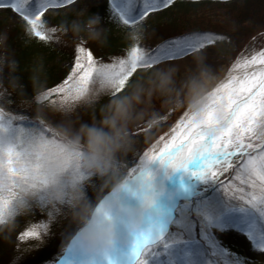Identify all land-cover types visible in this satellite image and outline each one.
<instances>
[{"label": "rangeland", "instance_id": "obj_1", "mask_svg": "<svg viewBox=\"0 0 264 264\" xmlns=\"http://www.w3.org/2000/svg\"><path fill=\"white\" fill-rule=\"evenodd\" d=\"M200 1L198 0L196 2L198 4H192V6L186 4V8L182 9L177 8V4H171L166 8L150 12L147 17L136 25L142 27L144 33L143 39L135 43L127 38L132 27L124 25L119 20L112 6L113 0H73L72 4L49 7L44 11L41 21L43 22L45 15L51 13L70 14L72 21L83 20L88 16L98 14V8H102V20L106 25L111 24L113 26L115 35L119 36L121 42L126 44L131 42L132 44H137L145 52H153L160 46H167L168 42L179 41L188 37L191 34L189 32L191 29L188 26L197 28L206 25V23H212V25H221L226 30L229 28L231 30V26L228 28L227 25L231 18L229 15L231 10L228 9V4ZM118 2H122V0H118ZM134 4L135 14L142 7V0L140 2L134 0ZM195 7L197 8L194 9ZM165 20L170 23L162 25L163 23L161 24V22ZM241 24L249 25V23ZM263 26L256 29L250 26L252 28L250 36L247 35L240 39V42L245 41V43L241 48L235 50V53L222 52L220 43L214 42L211 45H207L204 49L190 52L187 55H179L172 59H161L148 69L138 67L131 77L138 79L157 68L175 69L176 86L179 88L188 77L198 71L199 64L200 66H210L217 79L223 66H232L238 59L242 61L243 58H249L253 53L264 49ZM29 28L30 26L27 22L11 8H0V33L20 29V33L23 32L22 35L23 38L25 37L24 40L26 42H37L36 44H38L41 39L32 35ZM172 28L175 29L173 30ZM44 29L51 28L44 25ZM69 34L71 32L65 34L62 29L56 32L55 38L63 41ZM228 34L233 41L239 39L230 32ZM85 43L88 45H83ZM64 45L65 50L70 52L69 62L60 59L59 54L51 59L47 52L42 49L40 52L32 54L33 61L38 62L42 58L45 64L59 62L60 66H68L66 79L76 63L78 46H82L86 50L80 53L82 57L81 63L85 65L87 64V51H91L93 57L99 62L108 63L110 60V58L100 57V54L96 53L98 51H95L96 43L86 39H76L74 37L73 39H65V44L61 46ZM39 48L43 47L39 46ZM91 48H94V50L92 51ZM122 53H118V56H121L118 59L125 58ZM116 58L112 59L113 62ZM49 88L47 86L44 90L48 91ZM62 95V93L52 94L49 99L39 102L31 98L29 102L18 105H3V100L0 98V107L4 109L6 116L11 115V123L14 127L20 126L15 123L17 121L23 127H33L42 124L47 129L48 126L67 121L75 122L77 126L79 122L91 123L92 118H88V116L91 113L97 115L98 111H95L109 100L108 95H102L98 102H91L92 97L100 95L96 91L90 99L75 103L74 107L65 109L60 102ZM182 99L183 97L181 96ZM164 101L165 97L153 96L138 107L141 116L130 128V134L134 140L133 152L129 153L125 158L128 170L135 171L134 167L146 152L151 149L155 150L168 142L169 136L175 132L173 129L176 128L177 123L184 119L186 107H180L175 102L165 103ZM153 118H156L158 123L149 128L148 125ZM145 131L151 132L153 137L142 149H137V143L144 144L141 138L143 134L140 132L144 133ZM152 132H155V134H152ZM238 159V156H233L230 161ZM209 167H213V170L218 172L220 183L211 178L202 180L199 176L192 177L191 184L188 185L184 194L174 204L170 217L165 219L158 230L153 233L156 239L149 252L145 255L147 264H237V262L238 264H264V251L255 249L245 232L254 224L257 227L264 228V220H261L259 216L256 217L241 205L247 206L246 201L252 195L259 197V191L249 188L243 182L244 176L239 171L238 166H226L224 170H220L219 165H209ZM89 195H93L91 188L89 189ZM241 197L244 199L241 200ZM26 212L30 214V217L26 218L23 216ZM42 224L47 225V231L39 227ZM73 228L74 225L71 224L67 216L66 208L47 203L42 204L37 200L32 203L27 211L16 218L15 227L9 233L10 236L7 235L8 232L0 233V235L7 237L1 238L3 242H6V240L12 242L13 237H17L16 241H13L16 245H19L17 248L23 246L25 241L29 239H32L34 243L36 242V246L45 247L42 250L45 254L41 259L29 260L27 264H52L54 257L66 243L68 237H70L69 235L72 234ZM32 229L41 232L39 238L21 236V233ZM143 258L144 255L142 254L141 259ZM10 261L12 262V260ZM134 262L137 264L136 261Z\"/></svg>", "mask_w": 264, "mask_h": 264}, {"label": "clouds", "instance_id": "obj_2", "mask_svg": "<svg viewBox=\"0 0 264 264\" xmlns=\"http://www.w3.org/2000/svg\"><path fill=\"white\" fill-rule=\"evenodd\" d=\"M62 29L76 39L100 45L107 42V30L98 14L65 22ZM143 33L142 27L135 26L127 38L139 42ZM7 39V33H0V49L6 48ZM3 66L15 72L18 65L0 55V70ZM42 77L41 58L30 76L37 101L46 92ZM215 79L210 66L198 64V71L178 88L175 69L157 68L135 81L129 77L120 90L118 84L99 85L100 95L91 102H98L102 95L109 100L100 107L99 119L93 116L91 123L61 122L44 131L38 126L14 127L4 120L0 123V233H10L16 218L41 198L67 209L74 225L68 246L75 241L91 257L107 259L117 243L132 246L138 236L154 233L168 218L169 209L161 203L166 189L155 183L149 159H143L135 171L128 170L125 161L134 148L130 128L141 116L138 107L161 96L165 103L186 107V113L198 122L213 99ZM11 83L15 86L18 81ZM0 112H4L2 107ZM224 120L223 106L215 105L214 123L206 131H219ZM157 123L153 118L148 127ZM255 135L264 140V122L257 125ZM107 193L115 198L106 199Z\"/></svg>", "mask_w": 264, "mask_h": 264}, {"label": "snow or ice", "instance_id": "obj_3", "mask_svg": "<svg viewBox=\"0 0 264 264\" xmlns=\"http://www.w3.org/2000/svg\"><path fill=\"white\" fill-rule=\"evenodd\" d=\"M174 0H142V7L134 14V0H113L112 6L119 20L127 26L135 27L150 12L166 8ZM226 2V0H225ZM73 0H0V8H11L19 14L30 26L29 31L41 40H50L51 36L46 32H55L56 29H44L41 17L49 7H58L64 4H72ZM213 33L190 34L179 41L168 42L167 46H160L153 52H145L134 44L127 58L114 60L113 63L99 62L93 57L91 51H87V64L81 63L80 53L86 50L82 46L77 47L76 63L69 76L46 91L41 99H46L50 94L62 93L61 106L65 109L74 107L75 103L90 99L98 90L97 86L104 83L118 84L120 90L125 82L136 72L138 67H152L161 59H172L179 55H187L190 52L204 49L215 41ZM243 64L238 59L232 65V70L246 69L250 65L259 64L256 71H243L240 75H233L229 71L226 82L218 85L213 92V99L204 113L203 119L196 121L194 117L184 114V119L178 122L173 131L178 135L172 138L171 144L165 145L159 155H152L149 160L167 162L173 169L191 171L193 176H199L202 180L211 178L220 183L218 172L213 167L219 165L220 170L225 167L238 166L244 176V183L253 190H258L259 197L252 195L246 201L243 208L259 216L264 220V140H258L255 135L256 127L264 122V50L252 56L243 58ZM71 82V83H70ZM222 105L225 111L224 126L214 133L206 131L213 125L215 117V105ZM4 120L11 122V115L0 112V123ZM45 129L43 125H38ZM233 156H238L236 161H230ZM9 164H11V152H9ZM192 168L189 169V165ZM243 191V189H241ZM241 200L244 198L241 197ZM40 203H45L43 198ZM2 203V201H0ZM47 231V225L39 226ZM252 241L255 249L264 251V228L255 224L245 231ZM40 231L35 229L21 233L22 237L39 238ZM153 233L138 236L131 246L130 259L137 264H147L146 253L155 242ZM74 254L82 259L79 264H99L100 258L91 257L79 249L75 241L69 247ZM142 254L144 258L141 259ZM238 264V262H237Z\"/></svg>", "mask_w": 264, "mask_h": 264}, {"label": "trees", "instance_id": "obj_4", "mask_svg": "<svg viewBox=\"0 0 264 264\" xmlns=\"http://www.w3.org/2000/svg\"><path fill=\"white\" fill-rule=\"evenodd\" d=\"M204 1L223 2L225 5L226 4L229 5L227 7L228 9L231 10L229 14L231 18L227 23V25L228 28L231 26V30L229 28L227 29L228 30L227 31L226 28L221 27V25H217V24L212 25V23H206V25L197 28H192L191 26H188L191 29L189 30V32H191V34H202V33L215 34L213 39L215 42L220 43L221 51L224 53L226 52L235 53L234 51L241 48V46L245 43V41L240 42V39L242 37H246L252 32L251 27L256 29L264 25V0H234V1L226 0V2L225 0H201L200 2H204ZM32 2L34 3L35 0H32ZM196 2H198V0H174L172 4H177L178 5L177 8L179 7L182 9V8H186L185 6L186 4H189V6H192V4H198ZM196 8L197 7H195L194 9ZM101 12H102V8H98L97 13L102 18L103 15H101L102 14ZM43 22L46 27H49L51 29H56V32H59V30H62V25L65 22H72V20L70 14L51 13L44 16ZM103 22H102V26L107 30L106 32L107 42L103 45H100L95 42L96 43L95 51H98L96 53H99L100 57L102 58H110L108 63L113 62L112 59L114 57H117L116 59H118V57H121L118 56V53L124 52L122 54H124L125 58H127L129 50L134 44H132L131 42H129L128 44L121 42L119 40V36L115 35V30L113 26L111 24L106 25V23ZM166 23L169 24L170 22L168 23V21L166 20L161 22L162 25ZM241 23H249L251 27L246 24L242 25ZM172 29L174 30L175 28ZM56 32H51L48 34L45 33L46 35L51 36V39L46 41L40 40L38 44H36L37 42L34 43L26 42L24 40L25 37L23 38L22 35L23 32L20 33V29H16V30L13 29L7 32V37H8L7 45L6 48L0 49V55H6L7 57L14 59L17 62L18 66L15 72H11L7 66H3L2 70H0V98H2L3 100L2 102L3 105H7V104L18 105L20 103L29 102L31 98H34L36 100L35 98L36 92L30 80V76L32 75V72L36 68L38 63L37 61H33V57H32L33 53L40 52L42 49L44 50V52L45 51L47 52V54L51 57V59L59 54L60 59H64L69 62L70 52L65 50V45L64 46L61 45L65 44V39L67 40L73 39V35L69 34L66 36L65 39H63V41H60L59 38H55ZM229 32L232 35L237 36L239 39L237 41L231 40V36L228 34ZM83 45H88V44L85 43ZM39 46H42L43 48H39ZM58 49H60L59 52H57ZM91 49L92 51L94 50V48ZM67 67L60 66L59 62H52L50 64L43 63L42 78L45 80V87L48 86L52 88L59 83L61 84V82L65 79ZM13 79L18 81V84H16L15 86L11 83ZM130 79L132 81H135L137 78L131 77ZM50 96H52V94H50L46 99H49ZM36 102L39 101L36 100ZM99 110L100 109H97L95 111V112L98 111L97 115H93L91 113L88 116V118H93V116H95L97 119H99L100 116ZM15 123L21 126L19 122L15 121ZM140 133L143 134L141 138L144 144L137 143L136 144L137 149L139 148L142 149L144 145H146V143L153 137V135H151V132L145 131L144 133L142 132ZM153 133L155 134V132H152V134ZM139 140L141 141V139ZM23 216L28 218L30 217V214L26 212V214H24ZM7 235L10 236L9 233H7ZM3 237L2 235H0V264H25V262L27 264L29 260L34 261V259L36 258L41 259L45 254V252L42 251L45 247L39 245L36 246L37 243L36 242L34 243L32 239L25 241V244H23V246L17 248V246L19 245H16L13 242L16 241L17 237H13L12 242L9 240L3 242L1 240V238ZM10 260H12V262Z\"/></svg>", "mask_w": 264, "mask_h": 264}, {"label": "bare ground", "instance_id": "obj_5", "mask_svg": "<svg viewBox=\"0 0 264 264\" xmlns=\"http://www.w3.org/2000/svg\"><path fill=\"white\" fill-rule=\"evenodd\" d=\"M262 50L253 53L248 59L258 54ZM243 62L244 61L242 60L241 64H243ZM260 67L261 66L259 64H255L250 65L246 69L241 68L232 70V66H223L220 73L218 74V78L216 79L215 87L227 81V79L229 78L230 70H232L233 75H240L243 71L252 72L256 71ZM178 131L179 130L175 131L171 136H169L168 142H166L165 144L161 145L160 147H157L155 150L151 149L149 152H146L141 157L140 161L136 164L134 169L136 170L137 167H139L143 159H149L152 155H159L162 150H164L165 145L171 144L172 138L178 135ZM191 168L192 165L190 164L189 169ZM148 169L152 172L155 183L166 189V195L162 198L161 203L164 207L169 209L168 217H170V211L172 206L179 199V197L184 194V192L188 188V185L191 184L193 175L191 174V171H185L184 169H173L169 167L167 162L161 163L158 159L150 161L148 164ZM121 197H123L122 193ZM105 198L111 200L115 197L112 193H107ZM131 203H134V201H132ZM130 251L131 245H129L127 248H122L121 244L117 243L114 246L111 255L109 256L113 259L111 264H124L125 258L130 257Z\"/></svg>", "mask_w": 264, "mask_h": 264}]
</instances>
